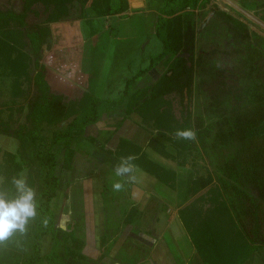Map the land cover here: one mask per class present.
<instances>
[{"label":"trees","instance_id":"trees-1","mask_svg":"<svg viewBox=\"0 0 264 264\" xmlns=\"http://www.w3.org/2000/svg\"><path fill=\"white\" fill-rule=\"evenodd\" d=\"M252 1L264 16V0ZM21 2L20 10L13 6L14 3L0 9V57L10 46L9 41L18 40L24 45L25 39L28 40L29 59L31 57L34 70H37L34 79L43 87L45 95L35 112L32 130L0 125L1 133L13 136L19 142L18 153L8 154L11 161L0 168V173L5 175L0 190L8 192V198H14L17 193L12 184L13 174L18 178L26 169L27 184L37 194V216L29 221L25 232H16L0 244V264H41L45 261L65 264L57 250L61 240L70 241L65 245L66 254L78 258L84 256V242L70 226L63 230L60 239L56 235V211L52 201L61 188L57 168L62 164L63 168L72 169L77 148L75 141L84 136L97 140L89 129L102 119L99 107L103 100L92 94L85 108L68 119L62 128L50 130L43 123L48 109L56 115H64L67 106L53 97L44 70H38L45 31L38 21L40 8L43 6L50 15L68 16L78 5L79 16H85L90 7L97 16H108L123 13L128 8V1ZM201 3V0H164L157 10L155 23V34L162 41V50L152 56L147 67L128 78L120 99L108 103L113 106L125 102L126 115H140L143 124L152 132L147 146L181 165L184 163L177 159L182 154L180 152L191 151L196 143L202 145L217 169V177H188V198L208 189L206 195L199 194L180 209L181 221L205 264H246L259 247H264V38L257 36V44L251 42L249 26L218 9L203 28V33L217 45H224L222 50L218 46L208 49L206 42L198 40L194 17V10ZM50 6L51 12L48 11ZM164 59L168 68L162 76L151 85L139 87L138 81ZM196 72L199 85L207 94L204 106L209 108L212 117L205 125L203 116H200L195 122L198 128L193 129L188 121L175 117L168 95L173 92L182 95L186 88L191 91ZM154 129L158 133H154ZM184 129L194 130L195 140L175 135L177 130ZM156 135L169 142L176 152H171ZM144 151L142 146L123 136L115 149H108L118 159L134 156L133 165L175 189L176 175L149 158ZM202 201H208L209 205L205 207ZM137 210L135 207L128 214V223ZM47 237L54 240L52 256L50 252L43 253L42 243Z\"/></svg>","mask_w":264,"mask_h":264},{"label":"rangeland","instance_id":"rangeland-1","mask_svg":"<svg viewBox=\"0 0 264 264\" xmlns=\"http://www.w3.org/2000/svg\"><path fill=\"white\" fill-rule=\"evenodd\" d=\"M127 1L128 8L123 13L108 16H97L95 10L91 7L85 12V16H79L80 10L77 3V6L69 12L68 16L50 15L41 6V15L38 21L45 31L40 56L41 65L38 70H44L53 97L67 106L64 115H56L49 109L48 112L46 111L43 123L50 130L64 127L68 119L85 108L92 94L103 100L99 107L101 115L108 113L106 116H111L124 112L125 102L111 106L108 101L120 99L128 78L147 67L152 56L162 50L163 44L155 34V18H151L150 11L151 9L152 11L158 10L159 5H162L164 0H146L142 7L130 5L129 0ZM201 1V5L194 10V17L198 30V40L199 42H206L208 49L216 46L220 47L221 50L223 49L224 44L222 46L217 45L209 35L203 33V28L211 22L218 9L244 21L252 32L251 42L257 44V36L264 38V16L260 9L256 10L252 0ZM11 5L17 10L22 8L21 0H0V9ZM51 10L52 7L50 6L48 11L51 12ZM9 42L10 46L5 50V54L0 57V125L4 128H19L30 131L34 128L35 112L41 105L45 92L43 87H40L34 79L37 70L36 68L34 70L31 57L29 59V55L31 56L29 41L25 39L24 45L18 40ZM257 46L259 47V45ZM230 48L228 46V49ZM167 68L164 59L155 69L146 74L149 75L153 72V74H150L152 78L148 81L153 83L154 80H158ZM199 81L196 72L191 91L186 88L182 95L179 92L168 95L172 102L175 117L180 121H188L193 129L198 128L199 125H195V122L198 121L200 116H203L205 125L211 122L212 117L211 111L207 110L209 108L204 106L206 105L207 94L200 87ZM185 118L188 119L185 120ZM111 120L113 121V119ZM91 129L90 127L89 133L96 135L95 130ZM154 133H158V131L154 129ZM126 134V132L116 134L113 141H116L119 136H126ZM97 137L101 139L100 135H97ZM97 144L99 147L103 145L100 140L93 141L90 137L85 136L74 142V145L80 150L88 151L87 153H92L96 157H107L108 155L101 151ZM105 146L108 147L109 145ZM18 148L19 142L15 137L0 132V168L9 164L11 159L9 160L8 154L18 153ZM96 148L99 151L92 152L91 149L95 150ZM172 149L176 152L174 147ZM180 153L182 154L178 155L177 159L182 160L184 163L183 167H180L181 170L183 169L184 178L190 175L191 177L212 175L216 179L217 169L200 143H196L191 151ZM57 169L62 179L61 188L58 195L53 199L52 206L56 211V235L60 239L63 230H66L64 227L67 222L65 216L61 215L63 201L65 200L64 195H66V184L68 180L73 182L77 173L75 170L72 172L63 168L62 164ZM26 172V169L20 172L18 178L23 176L26 179ZM141 173L154 181L155 185H158V191L162 192V196H166V193H172L177 195L179 199L182 198V203L194 200L199 194L206 195L208 189L205 188L188 199V197H184L186 181L181 175H179V185L174 190L160 183L149 174L143 171ZM13 176L17 177L16 174H13ZM113 176L110 175L111 178ZM4 178L5 175L1 172L0 183ZM6 194L9 193L6 192ZM86 203V205H90V201H86ZM202 204L207 207L209 202L202 201ZM155 208V211L145 214V225H150L161 232L164 229L165 237L171 239L179 237L183 243H187L189 241L188 234L179 224L174 226L175 230L164 228L167 223L165 205L159 201ZM156 216L160 217L158 224L155 220ZM68 244H70V241L61 240V244L58 245L57 250L60 259L61 257L66 258L65 245ZM53 245V238H45L42 243L43 253L50 252L51 256L54 255L51 252L54 248ZM263 259L264 247L261 246L254 257L246 264H264ZM46 263L45 261L41 264Z\"/></svg>","mask_w":264,"mask_h":264},{"label":"crops","instance_id":"crops-1","mask_svg":"<svg viewBox=\"0 0 264 264\" xmlns=\"http://www.w3.org/2000/svg\"><path fill=\"white\" fill-rule=\"evenodd\" d=\"M145 1L129 0L130 5L138 7L144 6ZM157 13V10L152 11L151 9L150 11L151 18H155L154 23L157 20ZM150 74L138 81L139 87H145L157 81L154 80L153 83L148 81L152 78ZM106 114L108 115V113ZM106 114L101 115L102 119L92 126L91 130H95V137L101 136V139L98 137L97 139L103 145L99 147L97 144V146L108 156L100 158L92 153H87L88 151L76 148L74 164L70 169L72 172L75 170L77 176L73 182L68 180L66 184L68 188L65 189L66 195H64L61 215L65 216L67 221L64 229L70 226L76 236L84 242L82 249L84 256L78 258L66 255L65 264H205L188 233L189 241L183 243L179 237H175V239L165 237L164 229L161 232L144 223L145 214L155 211V207L160 201L167 210V223L164 228L175 230L174 226L179 224L186 231L179 211L191 201L182 203V198L179 199L172 193L162 196V192L158 191V185H155L149 177L142 175L141 171L154 177L157 181L159 180L139 166L134 165L132 173L136 178L134 182H129L124 177H117L114 169L121 159L109 153L108 149H115L117 146L121 136L113 141L116 134L126 132V136L123 137L142 146L149 158L167 167L176 175V188L179 185V175H181L186 181L187 189L189 176L184 178L183 169L180 168L182 165L147 146L153 134L143 124L140 115L135 113L126 115L125 112L118 115L109 113L111 116H106ZM156 136L167 144L171 152L175 153L169 142L158 135ZM91 150L96 152L98 149ZM110 175L111 177L114 175L113 178ZM117 181L124 184L122 191H113L112 185ZM186 189L184 197H187ZM86 201H90L89 206L86 205ZM135 207L138 210L135 212L133 220L128 223L126 217ZM171 207H173L172 210H170ZM159 219V216L155 217L157 224ZM46 262V264H51L49 261Z\"/></svg>","mask_w":264,"mask_h":264},{"label":"clouds","instance_id":"clouds-1","mask_svg":"<svg viewBox=\"0 0 264 264\" xmlns=\"http://www.w3.org/2000/svg\"><path fill=\"white\" fill-rule=\"evenodd\" d=\"M175 135L186 140H195L196 138L195 131L191 129L177 130ZM134 159V156L122 158L115 166V175L134 182L136 178L132 173L135 166L131 163ZM12 184L17 193L14 198H8L7 194L0 190V244L7 241L16 232H25L29 221L37 216L36 191L27 184L23 176L14 177ZM112 188L113 191L119 192L124 189V184L117 181L113 183ZM45 224H47L46 220Z\"/></svg>","mask_w":264,"mask_h":264},{"label":"water","instance_id":"water-1","mask_svg":"<svg viewBox=\"0 0 264 264\" xmlns=\"http://www.w3.org/2000/svg\"><path fill=\"white\" fill-rule=\"evenodd\" d=\"M183 55V54H182ZM186 57H188V55H185Z\"/></svg>","mask_w":264,"mask_h":264}]
</instances>
